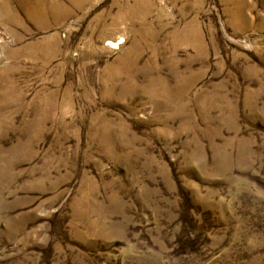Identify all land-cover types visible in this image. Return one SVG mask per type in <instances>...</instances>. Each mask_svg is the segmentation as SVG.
I'll return each instance as SVG.
<instances>
[{
  "label": "rangeland",
  "instance_id": "rangeland-1",
  "mask_svg": "<svg viewBox=\"0 0 264 264\" xmlns=\"http://www.w3.org/2000/svg\"><path fill=\"white\" fill-rule=\"evenodd\" d=\"M37 1L0 0V264H264V0H152L155 41Z\"/></svg>",
  "mask_w": 264,
  "mask_h": 264
},
{
  "label": "bare ground",
  "instance_id": "bare-ground-1",
  "mask_svg": "<svg viewBox=\"0 0 264 264\" xmlns=\"http://www.w3.org/2000/svg\"><path fill=\"white\" fill-rule=\"evenodd\" d=\"M54 1V0H53ZM67 2H69L68 3V5L66 6L67 7V10H68V13H69V15L72 13V11L76 8V7H78V2H75V0H66ZM65 1V2H66ZM79 1H81V0H79ZM83 1H85V0H83ZM132 1V3H134V4H131V5H129V3H128V5H127V7L125 8V10H124V12H123V16L121 17L120 16V18L118 19V22H121V21H127L129 24H131V25H133L136 21H138V22H140L141 23V25H142V29H144V34H149V37L153 40V41H155V38H156V31H150V29H148V28H146L145 26L147 25V21H146V17H147V15H148V13H149V8H150V5H151V2H152V0H131ZM44 2V1H43ZM43 2H42V0H38L37 2H35L34 4H33V6H28V9L27 8H25L26 10V12L28 13V14H33L36 10H38V9H40V8H42L43 7V5L46 3H44L43 4ZM64 2V1H63ZM63 2H60L59 1V4L57 3L56 4V6L58 7V8H61L60 6H62L63 5ZM43 4V5H42ZM82 4V2L79 4V5H81ZM147 4H150L149 6H147ZM52 5V4H51ZM84 5V4H83ZM55 6V7H56ZM65 7V6H64ZM81 7V6H80ZM79 7V8H80ZM4 8V7H3ZM8 7H6V9H7ZM81 8H83V7H81ZM10 9H12V8H10ZM46 9V8H45ZM54 9V8H53ZM52 9V10H53ZM59 10V9H58ZM61 10V9H60ZM63 10V9H62ZM7 11V10H6ZM43 11H44V7H43ZM121 11V10H120ZM4 12V11H3ZM63 12H66V10H64ZM44 13V12H43ZM59 14V16L57 15L56 16V19H58V20H60V19H62L61 17V13H58ZM2 15V14H1ZM63 15V14H62ZM41 16V15H40ZM55 16V15H54ZM61 16V17H60ZM65 17V16H64ZM68 17V16H67ZM7 19H8V22L10 21L11 23H12V25L13 26H17V24H20L21 22L19 21V19H18V17L16 16V14H15V12L14 11H12V10H8V15H7ZM123 19V20H122ZM10 22H9V24H10ZM133 23V24H132ZM22 24V23H21ZM117 24V23H116ZM130 25V27H132ZM134 28V27H133ZM14 31V30H13ZM15 33V32H14ZM102 33V32H101ZM17 34V33H16ZM103 38V37H102ZM177 38L180 40V42L181 43H185V44H187V47L188 48H190V49H194V48H198L199 49V53H201L202 55L205 53V45L203 44V39H202V34H201V32L199 31V29H197L195 26H194V23H191L190 25H188L184 30H183V32H181L180 31V34H179V36H177ZM16 39H18V41L19 40H21L22 38H21V36H19L18 34H17V38ZM104 39V38H103ZM100 40H101V38H100ZM123 40L121 39V38H119V40H117L115 43H116V46L115 47H118L119 48V45L121 44V42H122ZM91 42V41H90ZM179 44L174 50H169L168 49V53L170 54V57L172 58V60L174 61V62H176L177 61V58H178V53H179V50H180V46L182 45V44ZM91 44V43H90ZM93 45V44H92ZM91 45V46H92ZM152 45H154V44H152ZM59 46V45H58ZM28 47V46H27ZM24 48V47H23ZM23 48H21V49H23ZM28 48H30V47H28ZM48 48V47H47ZM46 48V50L42 53V54H38V52L36 53V51L35 50H31V51H29V52H31V53H33L34 55H38V56H42V57H44L45 59H46V61H50L51 59H52V56H53V54L51 53L52 52V49H47ZM58 48V47H57ZM92 48V47H91ZM94 48V47H93ZM20 49V50H21ZM25 49V48H24ZM140 49V48H139ZM139 49L136 51L135 50V57H137V56H139ZM19 50V49H18ZM17 50V51H18ZM19 50V51H20ZM164 50H166V49H158V51H164ZM12 51V50H11ZM55 51V50H54ZM96 51V50H95ZM13 52H15V51H13ZM27 52V51H26ZM140 52H142V50H140ZM166 52H167V50H166ZM10 53V52H9ZM36 53V54H35ZM49 53H51V54H49ZM12 54V53H11ZM10 54V55H11ZM19 54V53H18ZM23 54V53H22ZM28 54V53H27ZM14 55V54H13ZM177 56L176 58H173V56ZM13 57V56H12ZM18 57V56H17ZM15 58H16V56H15ZM14 58V59H15ZM43 59V58H42ZM130 60V59H129ZM193 60V59H192ZM192 60H191V57L190 58H188L187 59V62H186V65H187V67L189 68L190 67V65H191V62H192ZM178 61H179V59H178ZM129 62H126V61H123V62H120V70L124 67V66H126V65H128V66H130V68L132 67V65L134 64V61H132V64H128ZM171 65V64H170ZM14 67V66H13ZM15 68V67H14ZM17 68V67H16ZM10 69V68H9ZM9 69H7L8 71H9ZM11 70V69H10ZM5 71V70H4ZM12 71V70H11ZM7 72V71H6ZM118 73V72H117ZM184 73H187V71L186 72H184ZM183 72H181V73H179V77H181V76H184L185 74H184ZM4 74V73H3ZM5 74H8V73H5ZM10 74V73H9ZM12 74V73H11ZM4 78H5V76H4ZM10 78V77H9ZM118 78V77H117ZM181 79V78H180ZM179 82V81H178ZM177 82V83H178ZM12 84H13V82H12ZM185 85V86H184ZM0 86H1V82H0ZM2 87V86H1ZM167 88H169V87H167ZM172 88V87H171ZM187 88H188V86L186 87V84H184V80H182V81H180V83L177 85V87H175V88H173V89H163V91L161 92V94L163 95V98L165 99V102H171V101H173V100H175V101H177V102H179V105L180 106H184V107H186V106H188L187 104H188V101H187V99H186V96H187ZM8 90V89H7ZM192 91V90H191ZM156 92V91H155ZM17 93H19V92H17ZM21 93V92H20ZM159 93V92H158ZM18 95V94H17ZM19 96V95H18ZM20 99V98H19ZM207 100V99H206ZM9 101V100H8ZM2 121H3V119L1 118L0 119V122L2 123Z\"/></svg>",
  "mask_w": 264,
  "mask_h": 264
}]
</instances>
